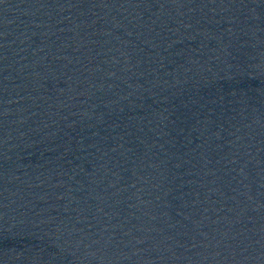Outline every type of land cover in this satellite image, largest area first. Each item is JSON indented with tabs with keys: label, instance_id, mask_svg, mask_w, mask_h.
Segmentation results:
<instances>
[{
	"label": "water",
	"instance_id": "obj_1",
	"mask_svg": "<svg viewBox=\"0 0 264 264\" xmlns=\"http://www.w3.org/2000/svg\"><path fill=\"white\" fill-rule=\"evenodd\" d=\"M0 264H264V0H0Z\"/></svg>",
	"mask_w": 264,
	"mask_h": 264
}]
</instances>
